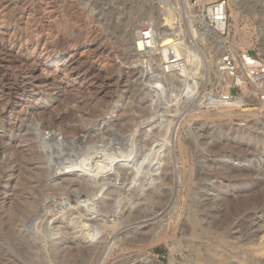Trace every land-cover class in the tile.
<instances>
[{
	"label": "rangeland",
	"instance_id": "1",
	"mask_svg": "<svg viewBox=\"0 0 264 264\" xmlns=\"http://www.w3.org/2000/svg\"><path fill=\"white\" fill-rule=\"evenodd\" d=\"M235 2L241 7L237 10L242 28L237 37L231 27L228 36L236 41L234 46L238 42L264 60V0ZM230 3L228 24L233 25ZM190 6L189 0H0V264H264V132L259 125L264 120L263 99L252 93L247 98L246 92L227 96L230 85L222 88L213 73L215 51L208 48L207 38L203 48L198 45L204 51L195 50L202 68L198 83L183 87L170 99L146 72L156 66L150 55L137 58L124 40V34H132L141 23L153 22L160 31L168 27L179 31L176 25L190 16ZM188 23L195 35L203 34L194 27V19L188 17ZM50 71L58 73L56 81ZM244 109L255 114L246 117ZM69 110L76 113L74 123L87 125L96 136L98 147L91 154L76 136L67 143L68 137L63 139L58 130L41 128L44 120ZM122 117L139 124L124 134L106 133ZM173 126L178 137L171 146L168 136ZM163 132L168 141L153 149L152 143ZM33 135L52 141L44 150L51 159L49 178L31 170L35 180L30 188L42 185L36 193L20 191L25 174L17 169L33 154ZM137 136L140 141H135ZM107 151H115L112 163ZM144 151L157 154L148 168L140 156ZM187 155L196 172L208 174V180L196 179L195 188L210 189L196 200L208 201L212 209L220 206L215 220L227 226L225 244L201 228L193 238L182 204L172 206L177 190L186 193L179 178L184 176L182 162ZM101 157L108 163L103 164ZM13 159L16 163L10 167ZM68 161L79 164L64 175L67 168H57ZM120 170L141 175L123 181ZM66 176H80L93 187L108 183L99 186L97 195L75 186L58 191L54 185ZM108 186L115 187L113 201L104 196ZM159 186L165 201L151 210L146 198ZM211 186L219 189L215 192ZM234 188L241 190V197L219 201L225 190L231 194ZM18 195L26 201L23 206L34 209L30 214L20 210L23 221L11 222L7 210ZM104 199L112 206L100 213ZM129 208L132 214L142 212H138L142 217L124 224ZM241 220H253L244 235L235 228ZM129 231H140L154 241L126 243L123 235ZM100 240L106 250H95Z\"/></svg>",
	"mask_w": 264,
	"mask_h": 264
},
{
	"label": "bare ground",
	"instance_id": "2",
	"mask_svg": "<svg viewBox=\"0 0 264 264\" xmlns=\"http://www.w3.org/2000/svg\"><path fill=\"white\" fill-rule=\"evenodd\" d=\"M236 1V0H235ZM232 0V7H233V17L234 19V24L233 25H229L228 23V30L230 31L231 27L233 30V34L236 33V36L239 34L240 35V31H241V28H240V24H239V15H240V12H238V8L240 9L241 7H239V2H235ZM185 2V1H183ZM228 3H229V0H228ZM187 5V3H186ZM231 6V5H230ZM189 7V5H188ZM192 6H190L191 8ZM240 11V10H239ZM86 13V12H85ZM146 24L145 23H141V24H138L135 28H134V32H132V34H124V40L126 41L127 43V47L128 48H131V52L137 57H144V56H149L148 54H145V52H141L139 51L140 48H138V44H137V41H138V35H139V31L141 30V28H143ZM243 30V29H242ZM179 31L175 30L174 33L177 34ZM229 33V32H228ZM232 34V32L230 33ZM243 34V33H242ZM230 36V35H229ZM228 36V37H229ZM235 36V35H234ZM232 37V36H230ZM229 37V39H230ZM238 37V36H237ZM243 37V35H242ZM206 35H204V33L200 36H198L196 39V48L197 49H200L202 50L201 48H203V43H204V40L206 39ZM233 38V37H232ZM241 38V37H240ZM208 39V38H207ZM234 39V38H233ZM243 39V38H242ZM170 42V39H169V35L167 33V31H160L159 32V43H161L159 46H161L160 49L162 50H165L167 44ZM230 42L232 43V39H230ZM236 42V41H235ZM234 42V43H235ZM234 43H232L234 45ZM198 45L201 46V48L199 47L198 48ZM237 47H240V48H243L245 49L244 46L238 44L237 42ZM196 49V50H197ZM199 51V50H198ZM204 51V50H202ZM201 54V53H200ZM205 54V53H204ZM56 56V53L54 54ZM198 52H195L193 51L191 53L188 52L186 53V59H187V64L185 66L184 69L182 70H179L177 72H171V73H164L163 72V65H162V61H163V58L165 56H157L155 59H154V62L156 64L155 67H150V68H147L146 72L147 73H150L151 77H154V80L153 82L154 83H157L161 88L162 90L166 91L167 93V97H169L170 99H172V97L174 96L175 93H178L180 92L181 89H183V87L185 89H189L190 87H194L196 85V83H198V77L200 76V71L202 70V68L200 69V66L198 68V62L199 60V57H198ZM206 56V55H204ZM217 56H218V51L217 49L215 50V60H214V66H213V69L215 73V77L217 78V80L219 81L220 83V86L222 88H225L226 86L228 87V85H230V82L229 80L224 77L223 75L219 74L217 72V68H216V60H217ZM56 58H59L58 56H56ZM146 58V57H145ZM202 58V57H201ZM206 59V58H205ZM148 59H146L144 62H146ZM16 63V62H15ZM202 63V62H201ZM14 64V63H13ZM147 64V63H146ZM204 64V63H203ZM200 65V63H199ZM205 66V65H204ZM16 67V66H15ZM67 68V67H66ZM50 73V77L52 78L53 81H56L57 80V72H54V71H50L48 72ZM47 73V74H48ZM57 73V74H56ZM59 76V75H58ZM149 74H147V78H148ZM149 76V77H150ZM246 93V97L249 98L248 96H250V94L252 93L250 90H247L245 91ZM177 95V94H176ZM176 98V96H175ZM174 99V97H173ZM174 101V100H173ZM169 105V104H168ZM65 106V105H64ZM89 111H92V110H89ZM246 115V117H250L251 115H254L255 112H253L252 109H244L243 110V113ZM76 113L75 111H68L66 113H62V114H57V115H53L51 117L50 120H44L40 125H41V128L42 129H45V130H53V129H56L58 130L61 135L63 136V139L64 137H68V140H67V143H73L72 140H73V136H76L77 139L81 140V143L85 146V149L84 151L86 153H90L92 152L94 149H96V147H98V145L96 146V136H93V134L91 133V128H89L87 125H83V127H80L79 125H77L75 122H78L76 120ZM146 119V118H145ZM145 121V120H144ZM137 120H135L134 122H132L131 120H129L128 118H124L122 117L121 119L119 120H116L112 125L114 127V129H108L106 128L105 131L106 133L108 134H116L117 132L118 133H126L128 131H131L133 129V127L135 125H137ZM139 124V123H138ZM261 128L262 131L264 132V120L261 122ZM13 126V125H12ZM44 130V131H45ZM56 132V131H55ZM80 133H82L80 135ZM132 134V133H131ZM128 135V134H127ZM123 136V135H122ZM130 136V135H129ZM134 136V135H133ZM159 137L156 138V140L152 143V148L155 149L157 147H159L160 145H162V143L165 141H168V138L166 137V135L164 134H161V135H158ZM100 137V135H99ZM169 137V141H170V145L172 146L173 143H176V140H177V137H178V131L176 130V128L173 126L172 128V132L171 134L168 136ZM33 138H34V143H33V154H29L27 157V160L26 162H23V163H20L18 166V170H20L21 172H24L25 174V177H21V189L20 191H26L27 189L28 190H33L35 193L38 192V191H41L42 189V185H39V187L37 188H30V186L32 185L33 181L32 180H35V176L32 175L31 173V170L32 169H35L37 171H41V176L44 177V178H49V176L51 175V172L50 169V165H51V159H50V156H47L45 153H44V150H46V146L47 144H50L52 143L51 139L50 141H47L45 139H42V138H38V137H35L33 135ZM57 138V137H56ZM60 138V137H59ZM110 138V137H109ZM126 138V137H124ZM75 139V137H74ZM97 139V138H96ZM127 139V138H126ZM140 137L138 138V136L135 138V141H140ZM264 139V138H263ZM134 140V139H133ZM132 142V140H130ZM96 142V143H95ZM102 142V140H101ZM130 142V143H131ZM75 144V143H74ZM80 144V143H79ZM104 144V142H103ZM149 145V143H147ZM70 145V144H69ZM72 145V144H71ZM100 145V144H99ZM106 145V143H105ZM83 146V147H84ZM110 146V145H109ZM174 146V145H173ZM125 148V147H124ZM127 148V147H126ZM133 148V147H132ZM98 149V148H97ZM103 149V147H102ZM121 149V148H120ZM120 149L118 151H120ZM99 150V149H98ZM101 150V149H100ZM131 150V148H130ZM82 151V150H81ZM103 151V150H102ZM116 151V150H115ZM114 151V152H115ZM122 151V150H121ZM173 151V150H172ZM80 152V151H79ZM114 152H109L107 151L108 154V157L110 158V162L112 163V161L114 160V157L116 155H114L113 153ZM96 153V152H95ZM120 152H118L119 154ZM130 153V151H129ZM91 154V153H90ZM122 154V153H120ZM59 155V154H58ZM105 155V154H104ZM103 153H102V156H104ZM127 155V154H126ZM155 152L154 151H144V152H141L140 156H144L143 160L145 161V164L144 165H147L146 168L150 167V164L153 163L154 161V157H155ZM91 156V155H90ZM119 156V155H118ZM124 156V154H123ZM131 156V155H130ZM107 157V158H108ZM128 157V156H127ZM132 157H135V156H132ZM53 158V157H52ZM102 158V157H101ZM120 158V157H119ZM119 158H116V159H119ZM123 158V157H121ZM129 158V157H128ZM7 159V157H6ZM58 158L54 157V160L58 163L57 161ZM72 159V158H71ZM126 159V158H125ZM133 159V158H131ZM171 158H167V160H169ZM175 163L178 165L179 163V157H176L175 158ZM94 160V159H93ZM101 160V159H100ZM107 160V159H106ZM109 160V159H108ZM108 160L103 162V158H102V162L103 164L104 163H108ZM53 161V160H52ZM65 161V160H64ZM98 161V160H97ZM142 161V162H144ZM61 162V161H60ZM67 162V161H66ZM99 162V161H98ZM141 162V169H144L145 166H143ZM16 163V159H13L10 161V167ZM53 163V162H52ZM101 163V162H100ZM128 163V162H127ZM66 164V163H65ZM79 164V163H78ZM77 164V161L74 163V162H71V161H68V164L65 165L63 168H57L58 170H62L64 168H67L65 171H64V175H68L69 172L71 171H75L76 169H74L75 166H78ZM97 164V163H96ZM99 164V163H98ZM183 164V168H182V172H183V177L182 178H179V185L180 186H183L185 187V195L180 192V190H177V193L176 195H178V197L175 196V199L173 201H171L172 203V206H176L179 204V201L180 203L182 204L184 210H185V215L187 217V221L190 225V234L193 238H197L198 237V234L196 233V230L197 228H201L202 230V233H206V234H209V236H213L214 238L220 240L221 243H224L225 244V241H224V237L227 235V233H225V230H226V225H221L219 224L215 218H216V215L217 213L221 212V208L220 206L219 207H216L214 209L211 208V205L210 203L205 202L203 204H200L199 200H196V197L199 195L200 197H203V195L205 194L206 191L210 190L209 187H206L205 185L202 186V187H198V188H195V185L198 184L196 182V179L199 180V179H202L204 178L205 180H208V174L206 172H203L201 173L200 171L196 172L193 168H192V162H191V159L189 158V156L187 155V157L185 158V160H183L182 162ZM32 165V166H31ZM62 165V164H60ZM85 164H83L84 166ZM87 165V164H86ZM100 165V164H99ZM128 165V164H127ZM55 166V165H54ZM59 166V164L57 165ZM106 167V165H104ZM130 166V165H129ZM2 167L3 169H5L7 166H6V163L3 162L2 163ZM50 167V168H49ZM72 167V168H70ZM87 167V166H86ZM133 167V166H132ZM70 168V169H69ZM54 169V168H53ZM81 169V168H80ZM86 168H83V170H85ZM103 169V168H102ZM100 168V173L104 170H102ZM175 169L179 170V166H175ZM26 170V172H25ZM52 170V169H51ZM82 170V171H83ZM88 169H86L87 171ZM102 170V171H101ZM115 171V170H114ZM174 171V170H173ZM16 172V171H15ZM98 172V173H99ZM120 174L122 176V179L123 181H134L136 179H138L139 177V173H137L136 171H133L131 172L130 175H128L126 173V171L124 170H120ZM118 173V172H117ZM116 174V173H115ZM53 175V174H52ZM83 175V174H82ZM141 175V174H140ZM94 176V175H93ZM93 176L92 179H93ZM91 177H88V179H90ZM56 179V178H55ZM63 180V178H62ZM96 180V179H94ZM92 180V181H94ZM113 180V179H112ZM38 181V180H37ZM103 182V181H102ZM98 183V180L96 183L100 184L99 186L101 187L102 184H106L108 182H104V183ZM54 186L57 187L58 191H64L66 190L67 187H70V186H75L76 189L80 190L81 192H85L87 194H90V195H93V194H96L98 193V189H99V186L97 187H93L90 183L89 180H85L84 178H81L80 176H76V177H68L66 176L64 178V180L59 183V184H55ZM74 188V189H75ZM115 187L112 186V187H107L106 191H105V195L104 196H107L110 200L112 199V201L114 200V198L116 197L114 194H113V189ZM228 188V187H227ZM38 189V190H37ZM70 189V188H69ZM211 189L215 190V192L217 191V189H219V187L217 188V186H211ZM72 190V189H71ZM77 190V191H78ZM69 191V190H68ZM203 191L204 193H202L200 195V192ZM229 190H225V194L223 195L222 194V198L219 200L220 202H223V201H227V200H230L233 196L234 197H241L242 196V192L241 190H238V189H232L231 191V194H227ZM79 192V191H78ZM77 193V192H76ZM66 194H67V191H66ZM75 194V193H74ZM84 195V194H83ZM97 195V194H96ZM89 196V195H88ZM218 196V195H217ZM165 195L163 193V191L160 189V186L159 187H155L154 188V192L151 193L146 199H147V202L149 203V207L151 210H155L156 209V205L157 206H161L163 204V202L165 201ZM210 197V196H209ZM215 198V197H214ZM217 198V197H216ZM168 199V198H167ZM110 200H103V203H101V205L99 206V210H100V213L102 212H106V211H109L111 206H112V201ZM24 200H22L19 195L17 196V200H15L14 204L12 205L11 208H9L7 210V214L9 216H11V222L12 221H15V219L17 220H22V215L20 214V210L24 209L26 210V212L28 214L32 213L33 209L32 208L31 210H29L26 206H23L22 205V202ZM218 201V202H219ZM170 202V201H169ZM217 202V203H218ZM18 203H20L21 205H18ZM24 203H26V201H24ZM132 204H135V202H132ZM18 209H16V207ZM14 208L15 210H18L19 213H16V211H14ZM133 208H129L127 209L125 215H124V219L122 218V223H133L134 221L136 220H139L141 217H142V212L140 211H137V214H132L133 211H131ZM149 209H147V212H148ZM135 212V211H134ZM138 212H140L138 214ZM38 213V212H37ZM33 216V215H32ZM35 219V218H34ZM202 220H205L207 222V225L205 226H202L201 222ZM253 221V220H252ZM252 221H247V220H241L238 222V225H236L235 228L238 229V234L241 235V234H246L247 231L249 230V228L251 227L252 225ZM143 222V221H142ZM130 223V224H131ZM123 227V226H122ZM128 227V226H127ZM174 227V226H173ZM176 227V226H175ZM107 228V227H106ZM126 228V226H125ZM185 230H188L185 228ZM213 232H216L218 234H213ZM116 234V233H115ZM119 234V233H118ZM215 235V236H214ZM113 237V236H111ZM105 239V238H104ZM103 239V240H104ZM123 239L126 243H131V244H135V243H138V242H142V243H147L149 242V245L152 244V242L154 241V237H151L150 235H147V234H144V233H141L140 231L138 232H133V231H129L127 232L126 234L123 235ZM158 239V238H157ZM246 240V239H245ZM102 242L100 240L99 244L95 247V250L96 249H105L106 248L102 247L101 246ZM101 246V247H100ZM98 250L94 253L95 255L97 254ZM108 252H109V249H108ZM107 252V253H108ZM101 253V252H100ZM245 255V254H244ZM100 257V255H99ZM105 259V258H104ZM23 261V260H22ZM25 261H23V264H24ZM28 263V262H27ZM25 263V264H27Z\"/></svg>",
	"mask_w": 264,
	"mask_h": 264
},
{
	"label": "built area",
	"instance_id": "3",
	"mask_svg": "<svg viewBox=\"0 0 264 264\" xmlns=\"http://www.w3.org/2000/svg\"><path fill=\"white\" fill-rule=\"evenodd\" d=\"M192 5L190 16L185 15L174 28H167L170 42L165 50L159 46L160 29L155 23H147L138 35L139 51L150 54L153 63L157 56H165L162 61L163 72H177L187 64L186 53L196 50V38L190 31L188 17L195 20L194 27L208 38L207 46L218 51L216 60L217 72L226 77L229 82L228 97L233 92L250 90L255 99L264 101V60L246 49L234 46L228 37V0H189ZM192 14V15H191ZM190 26V27H189ZM176 28V27H175Z\"/></svg>",
	"mask_w": 264,
	"mask_h": 264
}]
</instances>
